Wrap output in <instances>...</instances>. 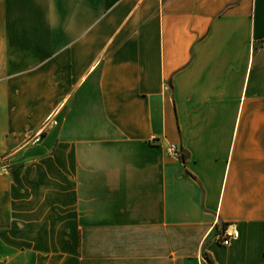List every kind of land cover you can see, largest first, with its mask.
Returning a JSON list of instances; mask_svg holds the SVG:
<instances>
[{
  "label": "crops",
  "instance_id": "1",
  "mask_svg": "<svg viewBox=\"0 0 264 264\" xmlns=\"http://www.w3.org/2000/svg\"><path fill=\"white\" fill-rule=\"evenodd\" d=\"M0 264H264V0H0Z\"/></svg>",
  "mask_w": 264,
  "mask_h": 264
},
{
  "label": "built area",
  "instance_id": "2",
  "mask_svg": "<svg viewBox=\"0 0 264 264\" xmlns=\"http://www.w3.org/2000/svg\"><path fill=\"white\" fill-rule=\"evenodd\" d=\"M167 151L175 156H179V149L175 144H169ZM238 237V231L230 228L229 226L222 227L221 231L217 234V240L222 245H229L233 239Z\"/></svg>",
  "mask_w": 264,
  "mask_h": 264
}]
</instances>
